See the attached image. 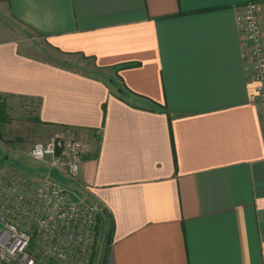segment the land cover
Listing matches in <instances>:
<instances>
[{
    "label": "crops",
    "instance_id": "1",
    "mask_svg": "<svg viewBox=\"0 0 264 264\" xmlns=\"http://www.w3.org/2000/svg\"><path fill=\"white\" fill-rule=\"evenodd\" d=\"M246 2L264 28V0H0V97L35 106L23 155L51 137L81 144L77 180L52 176L113 226L107 242L99 223L93 264H264ZM24 156L1 169L37 179Z\"/></svg>",
    "mask_w": 264,
    "mask_h": 264
},
{
    "label": "built area",
    "instance_id": "2",
    "mask_svg": "<svg viewBox=\"0 0 264 264\" xmlns=\"http://www.w3.org/2000/svg\"><path fill=\"white\" fill-rule=\"evenodd\" d=\"M256 2L242 4L235 23L243 42L250 81L261 104L264 130V28ZM41 145L43 155L31 153ZM28 157L40 164L38 179L0 170V264H93L103 208L76 198L52 176L76 181L82 146L73 139L51 137L32 144Z\"/></svg>",
    "mask_w": 264,
    "mask_h": 264
},
{
    "label": "rangeland",
    "instance_id": "3",
    "mask_svg": "<svg viewBox=\"0 0 264 264\" xmlns=\"http://www.w3.org/2000/svg\"><path fill=\"white\" fill-rule=\"evenodd\" d=\"M80 64L86 69L90 68V66H88L83 61H81ZM4 104V110L6 113L4 114V117L2 116V118H0V170H5L1 169V167L4 165L1 163L4 162L5 157H8L9 159L10 157H13V159H18L20 156L22 157L25 155L24 157L28 160L27 166L30 169L32 168L31 170H33L34 173L38 175L39 171L42 169L41 166L35 164L32 160H30L29 157L26 156V154L23 155L24 152L22 151H24V147L27 148V145H25L24 147L21 146V143L23 141L22 136H29V133H26L25 131L29 132L28 121L33 117L36 112L35 106L28 105L23 100L15 99L9 100L8 102L4 101ZM33 143L34 141L30 143L31 146ZM13 144H16V146L19 147L18 151L15 150L11 152V146ZM101 240L104 241V236H101ZM103 241L101 243H103Z\"/></svg>",
    "mask_w": 264,
    "mask_h": 264
},
{
    "label": "trees",
    "instance_id": "4",
    "mask_svg": "<svg viewBox=\"0 0 264 264\" xmlns=\"http://www.w3.org/2000/svg\"><path fill=\"white\" fill-rule=\"evenodd\" d=\"M133 64H127V65H123L121 66V68H127V67H132ZM4 100L0 97V118H2V116L4 117L5 115V106H4ZM99 223L101 224H104L105 223V227L107 228V242H110L111 241V236H112V232H113V226L110 225V223H108V220H106V215H105V211L103 210L100 218H99Z\"/></svg>",
    "mask_w": 264,
    "mask_h": 264
},
{
    "label": "clouds",
    "instance_id": "5",
    "mask_svg": "<svg viewBox=\"0 0 264 264\" xmlns=\"http://www.w3.org/2000/svg\"><path fill=\"white\" fill-rule=\"evenodd\" d=\"M31 155L40 158L43 155V149L41 145H37L35 150L31 153Z\"/></svg>",
    "mask_w": 264,
    "mask_h": 264
}]
</instances>
